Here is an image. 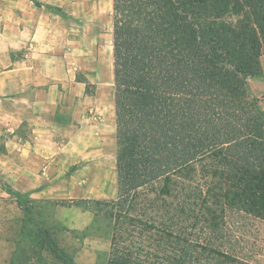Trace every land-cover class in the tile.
<instances>
[{"label": "trees", "instance_id": "trees-1", "mask_svg": "<svg viewBox=\"0 0 264 264\" xmlns=\"http://www.w3.org/2000/svg\"><path fill=\"white\" fill-rule=\"evenodd\" d=\"M112 24L117 196L56 200L93 213L73 232L103 264H264V0H113Z\"/></svg>", "mask_w": 264, "mask_h": 264}, {"label": "rangeland", "instance_id": "rangeland-1", "mask_svg": "<svg viewBox=\"0 0 264 264\" xmlns=\"http://www.w3.org/2000/svg\"><path fill=\"white\" fill-rule=\"evenodd\" d=\"M50 5L53 81L46 109L50 124L42 131L44 139L34 138L33 142L28 121L16 129L15 133L29 138V148L34 147L31 153L14 157L17 139L7 127L0 139V158L6 156L0 161V264H11L15 253L17 264H63L44 238L47 231L56 246L73 254L78 264H103L109 239L73 232L90 225L93 213L55 201L117 196L113 0H51ZM3 14L0 54L4 60L0 67L9 75L1 82L0 100L5 101L4 115L11 118L16 111L10 42L13 23L12 14ZM262 64L264 68V55ZM262 80L250 78L249 84L264 107V92L259 89L264 86ZM8 186L29 194L34 219L4 189Z\"/></svg>", "mask_w": 264, "mask_h": 264}, {"label": "crops", "instance_id": "crops-1", "mask_svg": "<svg viewBox=\"0 0 264 264\" xmlns=\"http://www.w3.org/2000/svg\"><path fill=\"white\" fill-rule=\"evenodd\" d=\"M51 0H0V13L12 14L13 35L10 42L14 49V76L16 96L14 107L16 111L13 116L4 115V102L0 100V139L5 134V127L12 130L17 144L14 157L24 153H31L34 150L29 138L15 133L26 121L31 124L33 139H44L45 127L50 124V115L46 112L49 99V92L52 89V56L50 55L51 41ZM6 19V15H5ZM11 54V53H10ZM7 54V55H10ZM4 55L0 54L1 61ZM0 67V88L1 82L9 75L8 71ZM264 79V76L261 77ZM262 82H264L262 80ZM3 86V85H2ZM264 92V86H260ZM30 109V111H28ZM45 154V149H40ZM1 153V151H0ZM38 156L33 153V156ZM3 161L5 154L1 155ZM17 166V165H16ZM18 168V166H17ZM21 168V167H19ZM47 170V167H44ZM22 191V190H20ZM23 192H26L25 190ZM28 192V191H27ZM31 194V193H30Z\"/></svg>", "mask_w": 264, "mask_h": 264}]
</instances>
